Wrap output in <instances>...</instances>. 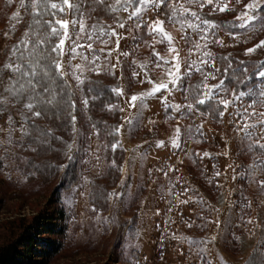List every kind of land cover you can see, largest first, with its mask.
Returning a JSON list of instances; mask_svg holds the SVG:
<instances>
[{"label": "snow or ice", "instance_id": "1", "mask_svg": "<svg viewBox=\"0 0 264 264\" xmlns=\"http://www.w3.org/2000/svg\"><path fill=\"white\" fill-rule=\"evenodd\" d=\"M6 3L12 6L14 0H6ZM229 13H235L232 21L210 18ZM22 14L30 16L31 22L15 43L4 44L5 58L0 62V119L4 120L0 125V172L7 169V179H12V166L24 174V179L34 176L42 166L63 171L67 163L76 159L77 151L88 155L91 146L84 145L89 136L96 135L100 139L98 124L110 129L106 135L112 142L98 144L96 153L101 147L128 151L123 149L122 140L117 137L122 129L133 134L141 126L150 102L155 101L164 112L163 123L171 129L166 140L154 142L157 148L170 149L173 154L180 150L194 166L203 169L201 153L187 148V144L190 141L206 142L203 127L208 121L230 127L239 154L247 155L250 161L239 165V172L233 168L232 179L255 184L264 194V60L234 61L231 53H216L210 47L231 46L219 36L226 29L227 35L236 43H246L249 32H264V0H18L11 12L13 23L2 34L5 41L22 22ZM176 33L183 41V55ZM241 36L244 39H240ZM122 40L124 48L121 47ZM157 45L162 50H157ZM141 46L149 50L148 55L139 56ZM257 49L264 50V39L244 49V55L254 54ZM218 62L220 66H217ZM194 75L199 77L195 83L192 82ZM100 77L110 78L114 83L105 85ZM97 103L113 115L120 113L122 123L107 125L104 121H94L88 113ZM78 111L82 116L79 128ZM44 120L50 123H37ZM169 121L173 123L169 124ZM53 122L55 127L51 126ZM149 123L157 122L150 117ZM57 132H65L70 138L66 140ZM225 143L227 146L228 140ZM139 147L133 148V155L125 161L133 169L137 158L144 159L146 155L139 152ZM25 152L35 156L55 152L67 163L42 161L37 164L31 156L22 155ZM223 154L228 155L227 147ZM211 155L206 150L202 153L203 157ZM94 158L99 163V155ZM179 163L183 164V160ZM20 164L35 171L24 173ZM110 167L121 173L125 171L124 166H117L114 160ZM156 170L166 177L169 171H179L173 164H165ZM204 171L206 169L201 175ZM220 175L214 166V177ZM176 179L183 182L179 176ZM205 179L209 184L214 183V178ZM83 180L88 181V177L84 176ZM215 183L222 187L218 181ZM124 185L122 177L121 186ZM163 188L161 185L162 193ZM174 188L175 182L169 177V205L188 203L193 199L189 196L187 200H180ZM189 191L199 197L197 203L201 208L219 211L206 203L195 189L185 186L184 192ZM89 195L93 199L100 195L112 200L113 197L119 199L122 193L111 191L106 196L102 192ZM239 203L240 221L253 224L252 218L245 220L243 215V210L251 207L243 193ZM167 211L170 213L172 208ZM198 217L202 221L198 227L202 230L212 222L219 228V220L211 221L202 213H198ZM96 220L111 230L113 221L108 217L97 214ZM183 222L192 226L188 221ZM228 226L239 225H232L230 217L226 229ZM167 231L166 225L158 245L160 260H164L163 241ZM139 235L137 231L136 236ZM233 237L240 240L234 233ZM169 238L187 243V257L194 258L197 264H228L222 254L217 255L215 262L211 258L212 249L208 245L215 246V235L193 239L172 233ZM134 247L136 252L125 255L126 264H140L137 253L141 246ZM179 254L184 255L183 250ZM144 264H149L147 256ZM246 264H264V230Z\"/></svg>", "mask_w": 264, "mask_h": 264}, {"label": "rangeland", "instance_id": "2", "mask_svg": "<svg viewBox=\"0 0 264 264\" xmlns=\"http://www.w3.org/2000/svg\"><path fill=\"white\" fill-rule=\"evenodd\" d=\"M17 2L18 0H14L13 5L8 6L6 0H0V62H3L5 58L4 44H13L11 39L5 41L2 34L13 23L10 17ZM237 7H242V5H237ZM234 15L235 13L219 14L210 18L232 21ZM24 17L25 15L22 14V21ZM20 23L16 25V28ZM247 35L249 39L246 43H236L227 35L225 30L220 32L219 36L226 45L231 46L210 47L216 53H231L234 61L255 62L264 60V50L261 49H257L254 54L244 55V49L252 47L260 39H264V32L255 34L249 32ZM176 36L183 55V41L179 40V33H176ZM240 39H244V37L241 36ZM121 47H125L123 40ZM157 50H162L161 46L157 45ZM148 52L147 48L141 46L139 56L148 55ZM193 58H195V54ZM217 66H220L219 62ZM251 71L252 68L249 67V73ZM100 79L103 84L111 85L114 83L110 78L100 77ZM198 79L199 77L194 75L192 82L195 83ZM88 114L94 119H102L99 115L92 114L91 110ZM118 114V118L110 122V125L122 123L119 118L121 114ZM150 117L157 123H149ZM104 120L108 124L105 118ZM163 120V110L155 101H152L149 108L144 112V120L141 126L133 134L129 135L122 129L121 135L117 138L122 140L123 149L128 150H122L123 156L120 157V165L125 168L123 173L118 170L108 171L113 160V158L110 161L107 160L110 157L108 149L101 147L98 153L95 152L98 144H108L111 137L106 134L102 136L99 134V140L96 135L89 136L84 145L85 147L88 144L91 146L88 155L84 151H77L76 159L71 163H67L60 155L61 160L56 164L67 163L66 169L63 171L48 170L46 175L49 177H46L47 179L45 177L40 179L37 175L24 179V174L16 171L14 166L11 168V180L6 177L7 169L0 172V243L7 234L6 224L21 218L27 219L29 222L34 220L37 227L35 224L32 235L40 240L48 217L51 214L55 215L56 210L60 209L64 211L66 227L62 249L57 256L48 259L45 264H126L125 255L136 252L135 245L141 246L137 253L140 264H144L145 256H147L149 264H197L194 258L187 257L189 245L169 238L172 233L193 239L215 235V246L208 245L209 249H212L211 258L214 262L217 255L222 254L228 264H246L261 240L262 230H264V194H261L255 184H247L239 178L232 179L233 168L239 172L238 166L249 163V157L239 154L237 140L234 138L235 134L230 130V127L208 121L203 127L206 142L190 141L187 144V148L201 153L200 159L203 169H206L201 175L203 169L199 165L194 166L182 151L177 150L173 154L170 149H160L155 146V141L166 140L171 132L168 124L163 123ZM81 121L82 116L80 123L78 119V128L81 127ZM170 123L173 121H169ZM3 124L4 120L0 119V125ZM15 135L18 137L20 134L17 132ZM225 140H228L227 146ZM137 145L140 146L139 152L146 155L144 159L137 158L133 169L125 161H128L133 155L131 150ZM226 147L228 155L223 154ZM205 150L212 155L203 157L202 153ZM22 155L31 156L33 160L39 162V159L32 153L25 152ZM95 155H99V163L95 160ZM213 156L215 159L212 158ZM177 157L179 160H183V164L179 163ZM116 160L118 159L115 158ZM17 163L19 162L17 161ZM165 164H173L179 171L175 173L169 171L166 177L163 172L156 170ZM73 165L79 166V182L74 187L67 189L68 187L64 184L65 178ZM214 166L215 170L221 173L220 176L214 177ZM20 168L24 169V173L29 172L28 167L24 164H20ZM150 169L151 172H149ZM84 176L88 177V181L83 180ZM177 176L181 177L183 182L177 181ZM122 177L125 179L124 186H121ZM169 177L175 182L174 190L179 195L180 200H187L189 196H192L193 199L189 200L188 203L169 205L167 203L169 199ZM205 177L214 178V183H207ZM215 181H218L222 187L217 186ZM80 184L83 187H77ZM161 185L164 186L163 193ZM185 186L195 189L206 203L211 204L219 211L209 212L201 208L197 203L199 197L195 196L192 191L184 192ZM111 191L122 193V195L119 199L113 197L112 200L103 199L100 195L98 198L96 195L93 199L89 195V193L102 192L106 196V193ZM241 193L251 202V207L243 210L244 218L245 220L252 218L253 224L246 225L239 219L241 216L239 203ZM169 207L172 208L170 213L167 211ZM93 208L96 211H93ZM157 210H159L158 214ZM198 213H202L211 221L219 220V228L214 222L208 223L203 230L199 228L198 225L202 221L198 217ZM97 214L113 221L111 230H107L105 226L97 223ZM230 217L232 225L238 224V227L228 226L226 229ZM183 221L190 222L192 226H186ZM166 225L168 231L165 233L166 238L163 241L164 260H160L158 245L160 244L161 231ZM131 226L136 228V232L139 231V237L136 236L135 239L130 237L129 229ZM233 233L240 237L239 241L234 239ZM249 233L254 234L249 235ZM180 250H183L184 255L179 254Z\"/></svg>", "mask_w": 264, "mask_h": 264}, {"label": "trees", "instance_id": "3", "mask_svg": "<svg viewBox=\"0 0 264 264\" xmlns=\"http://www.w3.org/2000/svg\"><path fill=\"white\" fill-rule=\"evenodd\" d=\"M229 21L227 19H220L218 21ZM31 22V17L25 15L23 21L18 25L16 31L11 35V41L15 43L25 31V27ZM227 31V29H226ZM111 80V79H110ZM109 85V84H105ZM100 112V113H99ZM91 113L95 115H99L102 119H94V121H104V118L107 120L108 124L117 119L118 113L115 115L109 113L108 111L102 110L99 103L94 109H91ZM77 117L79 119L81 114L78 111ZM40 124H49L50 122L47 120L38 121ZM114 125V124H111ZM52 127H55V123L51 124ZM97 127L100 129V135L106 134V131L110 129L106 128L104 124H98ZM57 135H62L66 140L70 138L65 132H57ZM112 142V138L109 140L108 144ZM59 147V145H57ZM110 151V157L107 160L115 161V158L118 160L115 161L117 166L121 164V158L123 156V151L119 147L113 151L110 147L108 148ZM113 156V157H112ZM39 159V162H35L37 164H41L42 161H50L56 164L59 160H61L60 154L55 152H50L47 155L36 156ZM112 160V161H113ZM29 171H35V169L29 168ZM78 169L79 166L73 165L70 170L66 174V186L67 189L74 187L78 184ZM108 171L114 172L117 171L116 168L109 167ZM48 169L41 167L40 171H36L37 177L40 179H47L49 177L46 175ZM99 191V190H97ZM98 198V195H97ZM98 200V199H96ZM36 221V220H35ZM136 221V220H135ZM34 223V220H30L21 218L20 220H15L14 222H10L6 224L5 228L7 230V234H5L2 242L0 243V264H45L48 259L54 258L59 254L62 249L63 238L66 232L65 227V214L64 211L58 209L54 214L48 217L46 221V227L42 232V238L37 240L36 236L32 235V231L37 224ZM35 226V227H34ZM129 235L132 239L136 238V228L131 226L129 229ZM36 247V248H35Z\"/></svg>", "mask_w": 264, "mask_h": 264}]
</instances>
